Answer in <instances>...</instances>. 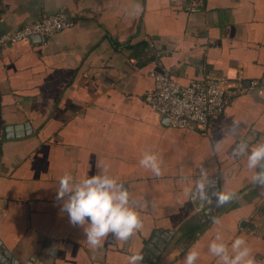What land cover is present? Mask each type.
<instances>
[{"label": "crops", "instance_id": "0c3cea01", "mask_svg": "<svg viewBox=\"0 0 264 264\" xmlns=\"http://www.w3.org/2000/svg\"><path fill=\"white\" fill-rule=\"evenodd\" d=\"M60 8L72 27L0 46L2 249L19 262L48 242L51 264H128L136 253L141 264H184L195 247L196 264H220L208 250L219 233L230 252L245 239L264 264V185L233 156L241 141L264 143V0H0V34ZM152 70L182 85L258 86L200 131L155 110ZM146 151L160 176L140 165ZM102 167L129 190L142 227L93 248L56 190L65 173L79 181ZM220 193L235 196L218 206Z\"/></svg>", "mask_w": 264, "mask_h": 264}, {"label": "clouds", "instance_id": "9594fccd", "mask_svg": "<svg viewBox=\"0 0 264 264\" xmlns=\"http://www.w3.org/2000/svg\"><path fill=\"white\" fill-rule=\"evenodd\" d=\"M238 125L232 127L235 132ZM233 156H247V167L257 169L253 183L264 185V143H259L249 150L245 141L238 143ZM161 159L151 152H145L139 163L150 169L156 176L161 175ZM235 193L217 194V205L231 201ZM56 199L61 201V211L67 213L69 222L83 229L87 243L93 248L101 246L109 237L126 242L142 227L140 213L130 200L129 190L109 174L107 167L99 168L94 174H85L75 181L70 173H65L59 180ZM213 223L219 224V218ZM229 245L221 234L209 244V252L218 257L220 264H257L251 255V249L245 239L235 238ZM200 252L193 247L185 253L184 264H196ZM144 257L140 253L128 257V264H141Z\"/></svg>", "mask_w": 264, "mask_h": 264}, {"label": "built area", "instance_id": "2783aa9c", "mask_svg": "<svg viewBox=\"0 0 264 264\" xmlns=\"http://www.w3.org/2000/svg\"><path fill=\"white\" fill-rule=\"evenodd\" d=\"M74 23L75 19L64 8H60L0 34V46L32 35L45 40L52 33L70 28ZM149 75L155 82L154 90L149 93V97L154 98L155 110L166 117L171 126L194 127L200 131L204 130L210 117L221 113L232 97L258 86L256 80L250 81L247 86H241L209 76L192 78L182 85L165 70H152Z\"/></svg>", "mask_w": 264, "mask_h": 264}, {"label": "water", "instance_id": "95a60500", "mask_svg": "<svg viewBox=\"0 0 264 264\" xmlns=\"http://www.w3.org/2000/svg\"><path fill=\"white\" fill-rule=\"evenodd\" d=\"M13 135L16 137L20 134L14 133ZM13 135L12 133H5L4 137H12ZM49 252V244L47 242L43 245V247H41L38 253L29 256V258L24 262H19L13 256H11L6 249H2V247L0 246V264H51L49 258L51 253Z\"/></svg>", "mask_w": 264, "mask_h": 264}]
</instances>
